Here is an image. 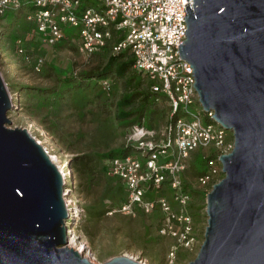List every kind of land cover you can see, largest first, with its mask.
Listing matches in <instances>:
<instances>
[{"label":"water","instance_id":"1","mask_svg":"<svg viewBox=\"0 0 264 264\" xmlns=\"http://www.w3.org/2000/svg\"><path fill=\"white\" fill-rule=\"evenodd\" d=\"M185 10L181 56L204 109L233 135L187 264H264V0H194ZM13 107L0 70V264H145L127 254L97 263L68 245L64 173L26 127L8 125Z\"/></svg>","mask_w":264,"mask_h":264},{"label":"rangeland","instance_id":"2","mask_svg":"<svg viewBox=\"0 0 264 264\" xmlns=\"http://www.w3.org/2000/svg\"><path fill=\"white\" fill-rule=\"evenodd\" d=\"M15 15L10 10L0 20V70L14 102L8 111V125L26 127L58 159L57 164L67 169L66 188L81 208L72 223L78 243L86 241L88 257L97 263L127 254L145 264H187L197 255L208 223L206 198L210 189H204L197 177L208 167L206 154L210 150L199 147L188 160L185 176L192 186L190 214L195 239L192 247L178 245L172 257L178 238L159 231L165 213L160 209L138 210L134 214L118 210L126 191L120 179L110 175L104 165V153L125 146V135L132 124L128 121L139 117L133 113L122 118L124 109L140 108L142 104L141 99H136L121 106L123 93L132 87L126 79L134 76L141 81L134 90L151 89L152 80L132 65L125 76L111 75V88L106 90L100 76H85L105 65L112 54L109 49L86 57L79 52L76 41L41 44L31 39L32 23L26 14ZM65 31L79 34V28L70 24L65 25ZM18 35L26 39L31 56L45 57L40 69L16 52L14 41ZM147 106L154 109V127L162 131L168 119V102L161 100ZM145 112L146 117L150 116V110L146 108ZM217 166L215 178L223 176L219 162Z\"/></svg>","mask_w":264,"mask_h":264},{"label":"built area","instance_id":"3","mask_svg":"<svg viewBox=\"0 0 264 264\" xmlns=\"http://www.w3.org/2000/svg\"><path fill=\"white\" fill-rule=\"evenodd\" d=\"M187 1L193 6L194 0H0V20L10 10L25 8L32 23L31 39L41 44L76 41L86 57L105 48L112 54L126 51L133 56L135 69L152 80L151 90L165 95L169 113L164 129L158 131L145 122L132 123L125 146L135 147L109 157L107 172L118 177L126 191L118 210L134 214L160 209L165 213L159 231L178 238L172 257L178 245L192 247L195 239L190 214L192 186L185 176L190 156L199 147L210 150L206 154L208 167L197 177V182L209 190L220 179L215 178L219 154L233 146L231 130L220 125L213 118V110H205L200 102L193 84V66L180 53V43L187 38ZM67 24L77 26L79 34L66 33ZM14 46L37 69L44 64L43 55L31 56L23 35L17 36ZM101 83L104 89L111 88L108 78ZM69 194L65 187L70 211L66 224L71 236L75 233L72 223L81 208Z\"/></svg>","mask_w":264,"mask_h":264},{"label":"trees","instance_id":"4","mask_svg":"<svg viewBox=\"0 0 264 264\" xmlns=\"http://www.w3.org/2000/svg\"><path fill=\"white\" fill-rule=\"evenodd\" d=\"M15 13H17V15L15 16L19 17L22 15V13H25V8H21L15 11ZM29 29H31V26ZM106 49L108 48H105L104 50ZM133 63H134L133 56L129 55L126 51H123L117 54H109L105 65L100 70L94 71L91 74L86 73L85 77L100 76L101 81L105 78H108L112 83L113 77L111 75L125 76L127 72L129 71V69L132 67ZM126 81H127V84L132 87L129 88L130 90H127L126 92L123 93L121 102H120L121 106L130 105L132 102L136 101V99H141L142 104L140 108L124 109L122 118L125 119V118H128L133 113H137L139 117L131 119L132 121H128V122H131V123L145 122L146 124H148V126L154 127V124L152 123V120H151L153 118L152 116H153L154 109L149 108L147 105L148 104L152 105L153 103H158V101L164 100L165 95L162 92L152 91L150 88L143 89V90H134L135 87H138L141 84V81H136L134 76L130 77L129 80L126 79ZM146 108L150 110L149 113H151L149 114L150 116H147V117H146V112H145ZM134 147L135 146H132V145L123 146L122 148H115V149H111L105 152L104 155L107 156L105 160V164H104L106 169H107V160L109 157L113 155L127 153ZM204 172L205 170L201 171L200 174H203Z\"/></svg>","mask_w":264,"mask_h":264},{"label":"bare ground","instance_id":"5","mask_svg":"<svg viewBox=\"0 0 264 264\" xmlns=\"http://www.w3.org/2000/svg\"><path fill=\"white\" fill-rule=\"evenodd\" d=\"M50 156L53 158L52 160L57 164L58 159L55 156L53 157V155L51 153H50ZM57 165L59 166V168L61 169V171L64 173V175L66 177V175L68 174V171L65 168V166H62L61 164H57ZM68 203H69V201H68ZM71 203H72V200H71ZM72 216H75V213L73 211H72ZM76 237L77 236L75 235V233L73 235L69 236L68 245L77 248L82 254L85 253V256L88 257L89 247H88L86 241L85 240H81L80 243H78V241H77L78 239Z\"/></svg>","mask_w":264,"mask_h":264}]
</instances>
